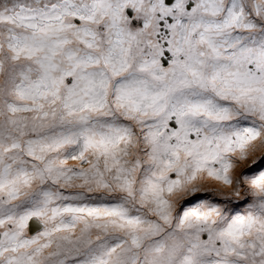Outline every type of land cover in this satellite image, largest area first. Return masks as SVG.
<instances>
[{"label":"snow or ice","instance_id":"obj_1","mask_svg":"<svg viewBox=\"0 0 264 264\" xmlns=\"http://www.w3.org/2000/svg\"><path fill=\"white\" fill-rule=\"evenodd\" d=\"M0 264H264V0H0Z\"/></svg>","mask_w":264,"mask_h":264}]
</instances>
